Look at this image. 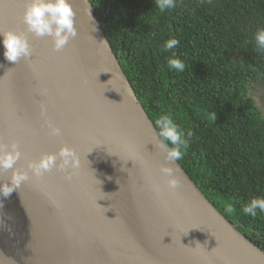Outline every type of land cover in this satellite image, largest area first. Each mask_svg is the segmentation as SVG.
Returning <instances> with one entry per match:
<instances>
[{"label":"water","instance_id":"1","mask_svg":"<svg viewBox=\"0 0 264 264\" xmlns=\"http://www.w3.org/2000/svg\"><path fill=\"white\" fill-rule=\"evenodd\" d=\"M25 3L0 0V28L25 33L34 53L28 62H7L0 44V140L18 143L17 168L62 146L76 150L81 168L71 182L54 168L4 201L0 264H264V251L213 207L177 161L181 187L175 196L165 191L167 210L144 183L148 174L161 181L165 152L90 1L71 0L77 36L59 52L51 38L27 32ZM41 103L62 135L49 134ZM128 147L150 168L127 160Z\"/></svg>","mask_w":264,"mask_h":264},{"label":"trees","instance_id":"2","mask_svg":"<svg viewBox=\"0 0 264 264\" xmlns=\"http://www.w3.org/2000/svg\"><path fill=\"white\" fill-rule=\"evenodd\" d=\"M120 67L156 129L169 114L188 141L178 164L213 207L264 251V213L242 206L264 198V118L252 97L264 85V0H89ZM172 51L183 72L169 70ZM157 130V129H156ZM191 133V136H188ZM231 208V211L227 209Z\"/></svg>","mask_w":264,"mask_h":264},{"label":"clouds","instance_id":"3","mask_svg":"<svg viewBox=\"0 0 264 264\" xmlns=\"http://www.w3.org/2000/svg\"><path fill=\"white\" fill-rule=\"evenodd\" d=\"M155 5L161 13H164L176 8L178 0H155ZM75 15L71 0H26L22 19L28 33L36 37L51 38L53 50L59 52L65 48L70 39L77 36ZM254 40L257 49L264 51V29L257 30ZM0 44L3 46V57L7 62L16 64L21 60L28 62L29 57L34 55L28 36L23 32L0 28ZM178 46L179 41L170 38L165 41L163 51L172 52V57L167 61L169 70L183 72L185 64L176 58V53L172 51ZM4 66L0 63V68ZM40 114L45 117L44 123L50 135H62V129L47 118V107L43 103L40 104ZM155 123L160 141L158 146L165 152L166 163L159 168L162 174L160 182L148 174L144 177V183L155 194L159 204L167 210L168 204L163 198L165 191L175 196L181 187L176 170L172 165L183 158L188 148V141L185 139L184 132L169 114L161 115ZM188 136H191V133H188ZM127 150L129 152L127 160L138 163L139 167L144 169L150 168L149 162L134 148L128 147ZM21 155L19 145L15 140L9 144L0 140V174L11 170V175L6 181L0 180V209L4 207V201L10 197L12 192L20 189L24 183L33 179L40 180L45 173L54 168L64 174L65 180L71 182L81 168L80 156L74 148L68 146H62L58 153L44 154L38 160H29L26 169L16 167ZM50 200L54 207H59L54 198L50 197ZM227 210L231 211V208ZM258 210L264 213V198H253L242 206V211L246 216L256 217Z\"/></svg>","mask_w":264,"mask_h":264},{"label":"rangeland","instance_id":"4","mask_svg":"<svg viewBox=\"0 0 264 264\" xmlns=\"http://www.w3.org/2000/svg\"><path fill=\"white\" fill-rule=\"evenodd\" d=\"M252 97L264 118V85L255 86L252 90Z\"/></svg>","mask_w":264,"mask_h":264}]
</instances>
